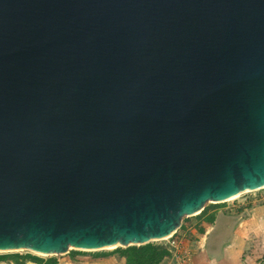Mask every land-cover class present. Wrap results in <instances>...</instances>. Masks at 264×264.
<instances>
[{
	"label": "water",
	"instance_id": "water-1",
	"mask_svg": "<svg viewBox=\"0 0 264 264\" xmlns=\"http://www.w3.org/2000/svg\"><path fill=\"white\" fill-rule=\"evenodd\" d=\"M263 187L264 0H0V252L144 245Z\"/></svg>",
	"mask_w": 264,
	"mask_h": 264
},
{
	"label": "crops",
	"instance_id": "crops-1",
	"mask_svg": "<svg viewBox=\"0 0 264 264\" xmlns=\"http://www.w3.org/2000/svg\"><path fill=\"white\" fill-rule=\"evenodd\" d=\"M253 201H249L255 203L250 208L245 206L246 203L238 204L239 202L236 201L229 206L213 207L203 212L204 224L201 228L203 227L204 231L200 228L198 238L190 242L183 237L181 244L198 264H257L250 256H254L253 253L257 249L264 250V203L256 204L257 202ZM211 216H213L212 222L205 221ZM67 254L49 259L56 260L58 264L126 263L125 257L117 255L79 256L71 252ZM41 257L43 256H39L43 262L49 260ZM26 264L39 263L27 261Z\"/></svg>",
	"mask_w": 264,
	"mask_h": 264
},
{
	"label": "rangeland",
	"instance_id": "rangeland-1",
	"mask_svg": "<svg viewBox=\"0 0 264 264\" xmlns=\"http://www.w3.org/2000/svg\"><path fill=\"white\" fill-rule=\"evenodd\" d=\"M252 200L253 202H257L256 204L264 203V187L255 191H249L246 193H243L241 195H238L237 197L224 201V202H208L205 205V209L203 212L208 211L210 208L213 207H222V206H229L232 202L238 201V204H245L246 207L250 208L252 207L255 203H250ZM250 201V202H249ZM245 210V209H244ZM203 212L199 215L196 216H191V217H185L182 223L181 228L178 229L177 234L175 236H178L179 238L183 237L190 242V240H193L194 238H198V233L204 224V220H202ZM244 212H242L243 214ZM182 234V235H181ZM169 238L160 240V241H155L156 243L163 244V245H168ZM263 250V249H262ZM260 249H257L253 255L250 256L253 258V261L257 262V264H264V250L262 251ZM74 255H79V256H89L90 254H94V256H104V255H117L121 256L118 251L115 249L111 250H102V251H90V250H82V249H72L70 251ZM32 254L34 256H43V255H37L35 253H32L30 251H19V252H0V256H8L6 259H0V264L5 262L4 264H24L27 261H34L31 258H28L27 255ZM68 254H62V255H52L53 257L49 256H43L41 258L43 259H49V258H55V257H63L67 256ZM246 257V256H244ZM50 260V259H49Z\"/></svg>",
	"mask_w": 264,
	"mask_h": 264
},
{
	"label": "trees",
	"instance_id": "trees-1",
	"mask_svg": "<svg viewBox=\"0 0 264 264\" xmlns=\"http://www.w3.org/2000/svg\"><path fill=\"white\" fill-rule=\"evenodd\" d=\"M212 220L213 216L205 219L207 222H212ZM201 231H204L203 227ZM115 250L118 251L121 256L125 257V264H160L165 257L171 254L167 245L156 242H149L144 245H133L126 248L119 247ZM27 257L39 264H58V262L53 259L43 262L38 256L32 254H28ZM6 258H8V256H0V259ZM24 264H26V262Z\"/></svg>",
	"mask_w": 264,
	"mask_h": 264
},
{
	"label": "built area",
	"instance_id": "built-area-1",
	"mask_svg": "<svg viewBox=\"0 0 264 264\" xmlns=\"http://www.w3.org/2000/svg\"><path fill=\"white\" fill-rule=\"evenodd\" d=\"M175 234L177 232L168 239L169 244L167 246L171 254L165 257L161 264H198L190 252L181 244L182 237L179 238Z\"/></svg>",
	"mask_w": 264,
	"mask_h": 264
},
{
	"label": "bare ground",
	"instance_id": "bare-ground-1",
	"mask_svg": "<svg viewBox=\"0 0 264 264\" xmlns=\"http://www.w3.org/2000/svg\"><path fill=\"white\" fill-rule=\"evenodd\" d=\"M238 195L234 196V197H231V198H227V199H219V200H213L212 202H224V201H227V200H230V199H233L235 197H237ZM73 248H77V249H80V247H73ZM81 249H84V248H81Z\"/></svg>",
	"mask_w": 264,
	"mask_h": 264
}]
</instances>
